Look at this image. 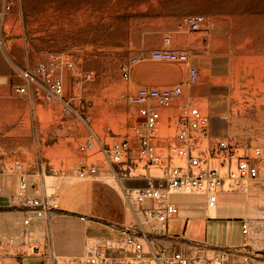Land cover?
<instances>
[{
  "label": "rangeland",
  "instance_id": "374dc122",
  "mask_svg": "<svg viewBox=\"0 0 264 264\" xmlns=\"http://www.w3.org/2000/svg\"><path fill=\"white\" fill-rule=\"evenodd\" d=\"M195 13L204 15L205 24L191 31L183 18ZM164 46L184 50L189 61L148 57ZM56 55L72 61L71 67L61 64L53 71L63 80L67 103L42 96L37 65H48ZM123 63L129 66L127 78ZM190 64L199 74L187 86ZM25 71L32 74L31 81ZM82 72H90L91 78L76 76ZM176 84L183 86V94L169 106L156 104L161 123L154 142L164 154L166 138L176 130L172 121L189 105L209 115L212 138L264 142V134L255 132H264V0H0V158L22 164L21 171L1 179L0 256L32 253L30 244L41 236L29 233V225L48 220L23 223L24 208L13 199L18 173L37 185L39 193H51L55 183L81 180L76 170L95 163L96 176L102 172L104 181L118 189L112 175L124 172L121 165L105 162L95 148L85 147L87 140L109 146L131 138L139 116L127 96L140 86ZM17 86L24 91L15 92ZM107 105L112 112L104 115ZM260 169L264 173V161ZM158 173L150 167V174ZM69 196H59V206ZM253 201L264 205V197ZM195 223L188 230L203 236V223Z\"/></svg>",
  "mask_w": 264,
  "mask_h": 264
},
{
  "label": "built area",
  "instance_id": "2783aa9c",
  "mask_svg": "<svg viewBox=\"0 0 264 264\" xmlns=\"http://www.w3.org/2000/svg\"><path fill=\"white\" fill-rule=\"evenodd\" d=\"M191 31L200 30L205 24L203 14L195 13L183 18ZM169 40V36H164ZM148 57L152 60L172 63H187L188 54L171 46L152 49ZM136 58H132L135 62ZM72 66V61L56 55L48 65L38 64L42 77V96L46 100L67 103L63 96L64 84L53 71L58 65ZM123 77H128L129 66L121 64ZM197 66H187L185 84L198 80ZM83 79L91 78L90 72L76 74ZM23 76L32 80L25 71ZM17 93L24 86L14 88ZM183 94L180 84L165 87L140 86L127 96V101L136 109L139 120L133 127V136L123 137L109 146L94 139L87 140L85 147L95 148L108 164H119L124 171L121 175L144 177L142 187H121V198L129 210L133 222L118 227V236L88 237L84 240L83 253L79 256L59 258L50 253L51 264H264V249L252 248L246 239L252 222L243 219L241 233L245 240L240 244L216 246L205 241L188 240L183 247L174 250L169 247H153L152 233L144 228L147 222L157 223L159 231L165 233L166 222L178 208L171 200L173 194H195L204 198L207 208H215L220 192H245L248 182L261 176L260 164L264 160V142L250 143L249 139L226 135L212 138L210 117L195 105L182 108L175 118V133L166 138L167 153L155 144L161 123V114L156 104L169 106ZM134 143L132 146L131 143ZM140 165V170L137 171ZM150 167L159 173L150 174ZM17 160L0 158V193L3 177L14 171H21ZM99 166L95 163L76 170L81 180L97 175ZM136 171V172H133ZM35 184H29L23 173L18 181L13 199L24 208L23 223L48 218L58 209L56 197L42 191ZM84 218V216H80ZM12 240L9 239L8 243Z\"/></svg>",
  "mask_w": 264,
  "mask_h": 264
},
{
  "label": "crops",
  "instance_id": "0c3cea01",
  "mask_svg": "<svg viewBox=\"0 0 264 264\" xmlns=\"http://www.w3.org/2000/svg\"><path fill=\"white\" fill-rule=\"evenodd\" d=\"M260 119L258 117L256 121ZM255 132L259 136L264 134L258 130ZM248 139L250 143H259L258 139ZM113 173L118 189L104 181L102 172L87 180H75L65 185L55 183L52 194L56 199L65 193L70 196L60 206L58 204V209L47 221L39 220L29 225V233L41 236L39 242L30 244L33 252L19 258L0 256V264H51L50 253L59 258L81 255L84 240L88 237L118 236L120 225L133 222L121 198V187H142L147 180L140 176ZM260 174L259 178L248 182L243 193L220 192L218 204L213 209L206 207L201 196H198L200 199H190L173 194L171 200L175 198L172 201L178 211L167 220L165 233L159 231L157 223L144 224V228L152 233L151 245L177 250L188 240L205 241L216 246L240 244L245 240L241 222L250 219L252 226L246 242L252 248L264 249V205L253 201L264 197V173ZM191 221H197L195 225L198 226L203 223V236L188 230Z\"/></svg>",
  "mask_w": 264,
  "mask_h": 264
},
{
  "label": "bare ground",
  "instance_id": "6f19581e",
  "mask_svg": "<svg viewBox=\"0 0 264 264\" xmlns=\"http://www.w3.org/2000/svg\"><path fill=\"white\" fill-rule=\"evenodd\" d=\"M259 60H260V59H259ZM108 99H109V101H111L112 98L109 97ZM109 103H110V102H109ZM109 103H108V104H109ZM103 106H104V105H103ZM109 112H110V113L112 112L111 105H107V106L104 107V109H103V113H104V115H106V113L108 114Z\"/></svg>",
  "mask_w": 264,
  "mask_h": 264
}]
</instances>
